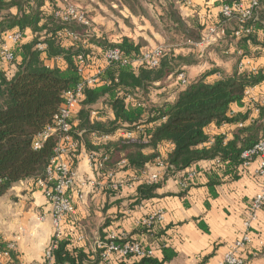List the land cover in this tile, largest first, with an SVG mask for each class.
I'll list each match as a JSON object with an SVG mask.
<instances>
[{
	"label": "trees",
	"instance_id": "16d2710c",
	"mask_svg": "<svg viewBox=\"0 0 264 264\" xmlns=\"http://www.w3.org/2000/svg\"><path fill=\"white\" fill-rule=\"evenodd\" d=\"M121 1L136 13L139 7L145 13L147 7H159L157 21L173 43L177 42L175 35L185 44L199 43L209 26L222 27L225 35L208 48L222 60L224 55L227 57L230 71L214 66L191 80L184 67L198 66L200 62L191 53L185 57L168 53L159 66L152 69L133 65L132 61L145 50V44L136 43L130 37L113 41L107 34H98L88 13L90 27L56 17L59 9L73 3L0 0V50L7 34L19 31L23 37L11 48L13 62L0 65V199L18 183L29 181L37 187L39 181H47L58 136H50L40 149L34 148L36 140L53 125L65 103L64 94L81 84V66L89 71L103 67L104 55L115 49L130 64L117 62L103 68L101 83L84 89L80 109L71 121V134L80 143L79 151L72 156L74 170L83 151L108 157L102 171L104 176L115 170L124 174V179L151 172L162 161L171 177L188 170L195 173L193 179H189L188 174L182 176V181L187 184L182 187V194L194 186L196 177L202 173L207 179L209 193L215 197L218 187L226 181H239L248 169L244 166L242 153L264 137V102L250 103L246 97L247 90L264 86V67L258 65L264 59V0H259L260 7L253 20L243 24L226 20L222 14L223 6H233L243 0H219L215 6H193L191 10L196 11L197 17L190 21L181 13V8H187L185 0ZM214 7L217 14L213 13ZM241 28L250 29L251 33H241L237 39L235 34ZM68 32L77 35L78 39L69 41L64 36ZM186 47L195 48L188 44ZM243 60H250L256 70L241 72L239 65ZM182 73L187 76L188 83L182 86L179 81L181 90L177 99L162 106H149L151 91L161 89L170 77ZM215 75L220 77L209 81ZM128 97L143 105L128 104ZM100 104L101 109L97 108ZM234 107L241 111L235 113ZM93 112L98 116L92 117ZM109 112L113 116L106 119ZM211 126L217 130L212 136L208 134ZM125 129L137 131L136 137L116 142L101 140L103 136H112ZM123 161L125 164L119 167ZM202 162L209 166L201 168ZM161 186L135 185L136 204L155 198L156 190ZM157 224L140 225L138 229L152 235ZM106 236L103 234L101 240L104 241ZM70 238L64 235L59 241L54 252L55 264H96L101 261L100 251L91 259L83 249H70ZM155 238L160 257L128 256L118 259V264L171 262L177 254L161 240V233ZM129 241L140 244L146 252L153 251L138 241L130 238ZM8 252L13 257L9 242L0 235V255ZM11 264L18 263L15 260Z\"/></svg>",
	"mask_w": 264,
	"mask_h": 264
},
{
	"label": "crops",
	"instance_id": "0c3cea01",
	"mask_svg": "<svg viewBox=\"0 0 264 264\" xmlns=\"http://www.w3.org/2000/svg\"><path fill=\"white\" fill-rule=\"evenodd\" d=\"M57 1L60 4L73 3L87 11L98 34L102 32V28L110 29L118 26L119 30L112 29L116 31L113 41L130 37L136 43L143 42L146 48L154 47L155 41L147 37L142 41L139 35L135 36L130 32L123 24L125 20L113 17L111 21L112 17L103 15L101 11L105 10L104 2L106 1L104 0ZM218 1L194 0L193 6L196 8L206 4L215 6ZM110 2L112 3L111 0ZM217 11L214 7L213 13L217 14ZM181 13L186 20L190 21L194 18L196 11L181 8ZM125 18L128 19L126 16ZM182 44H175L172 53L186 47ZM186 49V54L178 56L185 57L193 50L204 53L198 65H204V67L199 73L194 75L191 70L187 71L191 80L214 66L222 67L228 72L231 69L227 57L223 56L222 60L212 48L186 47ZM48 64L52 65V63ZM258 65L264 67V59H261ZM184 69L188 70L185 67ZM219 77L220 75L212 76L209 81ZM180 90L178 77H170L161 89L151 91L149 106H162L174 102ZM261 93H264V86L256 90L255 96L259 98ZM97 108L101 109L102 105H98ZM233 111L238 113L241 109L234 107ZM112 116V112H109L106 119H111ZM209 131L208 134L212 136L217 130L211 126ZM118 140L120 139L117 135H112L108 141ZM199 166L207 168L209 165L202 162ZM257 167L258 163L254 162L248 166L239 181H226L216 189L215 197L209 193L206 186L207 179L202 173L196 177L194 186L182 194V176L190 172L188 170L181 175L169 177L156 190L155 198L137 205L134 190L124 189L119 193L111 194L112 192L105 191L103 188L91 186L89 182L96 179L98 175L92 172L87 155L83 151L78 157L76 166L80 181L86 183L82 187L83 199L79 200L75 192L70 194L77 211L73 220L67 221L64 226L65 235L71 236L69 248L83 249L85 255H89L92 259L97 257L96 243L103 234L124 232L131 240L152 248L155 255L160 257L159 243L155 236L161 233V240L177 254L167 264H223L233 245L247 235L250 242L238 253L239 256L245 264H264V208L256 214L255 219L250 218L251 203L259 192V182L255 176ZM117 176L123 178L125 175L118 173ZM50 210L42 189L33 186L29 181L14 185L10 192L0 199V235L4 236L9 243L15 244V249L12 251L13 257L0 259V264H11L15 260L18 264L42 261L53 236ZM157 210L162 211L163 219L157 224L152 235L139 230L138 223ZM118 263L114 260L112 264Z\"/></svg>",
	"mask_w": 264,
	"mask_h": 264
},
{
	"label": "built area",
	"instance_id": "2783aa9c",
	"mask_svg": "<svg viewBox=\"0 0 264 264\" xmlns=\"http://www.w3.org/2000/svg\"><path fill=\"white\" fill-rule=\"evenodd\" d=\"M186 7L191 9L193 7V0H185ZM259 0H243L239 3H235L233 6L225 5L222 7V14L226 20H237L240 24L253 20L257 11L259 10ZM56 17L65 22H77L78 24L90 27V21L87 16V12L74 4H66L56 13ZM92 32V31H91ZM242 34L251 33L250 29L241 28L236 32L237 39ZM225 35V31L220 26H209L206 31L205 37L199 43L188 42L186 44L195 48H203L212 45L221 39ZM69 41H75L78 39L77 35L70 32L64 34ZM22 33L15 31L5 36V44L0 50V65L10 64L14 60V55L11 52V48L22 40ZM173 47L157 46L151 50L143 52L137 59L132 61L133 65H142L146 68H156L159 66L161 59L164 55L172 51ZM82 63H84L82 57H80ZM122 62L123 65L130 64V61L123 60L119 50L108 51L103 58V67L94 68L93 70H87L81 66V75L83 77L81 84L77 89L68 91L64 94L65 103L63 104L60 112L55 116L53 125L49 127L43 135L39 136L34 144L35 149H40L42 143L50 136L57 135L58 141L55 148V156L51 161V164L47 170V181H39L38 186L42 189L43 195L50 206V212L52 216L53 224V236L50 246L45 252V255L41 262L32 264H55L54 252L58 247L59 241H61L65 235L64 226L67 221L73 220L76 215V205L72 196V192H75L79 200L83 199L82 187L86 183L80 181V176L73 168L72 156L79 151L80 143L71 134L72 130V117L80 109V104L83 99L84 89L87 87H94L101 83V73L103 68H108L114 63ZM240 71H255V67L250 60H243L239 65ZM178 81L182 86L187 85V76L182 73L178 75ZM253 88L246 92L247 101L250 103H256L258 101L264 102V93H261L259 98L255 96L256 90ZM127 102L132 103L135 106L141 107L143 104L132 97L127 98ZM258 113V111H256ZM98 113L93 112L92 117H97ZM137 131L119 130L114 133L119 139L132 140L136 137ZM79 137L80 133H77ZM111 136H103L102 141H108ZM88 164L94 174L98 177L89 182L93 187L103 188L112 192H120L124 189L133 191L135 185L145 183L149 186L163 185L167 179L171 176L168 175V169L166 165L159 161L155 169L148 173H143L137 177L135 174L132 178L124 179L118 178V173L114 170L109 172L108 175L103 174V168L108 161V157H103L96 153H86ZM241 158L244 161V166L248 167L252 163L257 162L258 167L255 171V176L259 182V192L253 199L250 208V218H256V214L264 208V137L251 149L245 150L242 153ZM125 161L119 164V167L123 166ZM188 178L193 179L196 175L194 172H188ZM104 176V177H102ZM186 183L182 182L181 187L185 188ZM163 219V213L160 210L155 211L147 218H144L138 223V226H152L156 222H161ZM123 242V243H122ZM250 242L249 236L245 235L238 240L231 250V252L225 257L223 264H245L244 260L239 256V252ZM15 249L14 243H9V250ZM97 251L101 253V261L96 264H112L113 261L118 259L136 256L147 257L155 255L154 251L146 252L138 243H132L129 241V237L126 233L109 232L105 240L99 239L96 243ZM10 258V253L0 255V259Z\"/></svg>",
	"mask_w": 264,
	"mask_h": 264
},
{
	"label": "rangeland",
	"instance_id": "374dc122",
	"mask_svg": "<svg viewBox=\"0 0 264 264\" xmlns=\"http://www.w3.org/2000/svg\"><path fill=\"white\" fill-rule=\"evenodd\" d=\"M101 1V0H100ZM106 2L105 3V10L101 11V13L108 17H112L111 21H113V17L115 18H120L122 20H125V23H123L126 28L132 32L135 36H140V38L142 39V41H144L143 39H145V37H147L150 40L155 41V44H153L154 47H148L145 48V51L151 50L152 48H155L157 46H163V47H174L176 45H181L182 43L185 44V42L181 41V42H176L173 43V41H170V36H168V34L163 31V27L160 26V24L158 23V19L156 18V16H158V14L160 13V8L156 7V9H153L155 7H147L146 8V13L144 12L143 8L139 7L137 13L136 12H132L130 9H128L125 5H123L121 0H111L112 3L110 2V0H104ZM120 1V2H119ZM194 2V0H193ZM122 3V5L120 4ZM112 4V5H111ZM147 6V5H145ZM128 17V19L125 18ZM194 18L197 17L196 14L193 15ZM191 18V17H190ZM192 18V19H194ZM196 19V18H195ZM114 23H117L116 21H114ZM228 27H233V26H228ZM113 28H116V30H119L118 26L112 27V28H102V32L100 33V35L102 34H107V37L114 40L113 36L115 35L116 31L112 30ZM100 30V29H99ZM175 41H179L180 39H178V35H175ZM143 43V42H142ZM176 44V45H175ZM182 44V45H184ZM186 45V44H185ZM182 50H178L174 53V55L178 56L179 54L183 55L187 53V49L184 46V48H181ZM197 49V48H194ZM172 51H170L169 53H172ZM193 53V54H192ZM191 54L193 56L196 57V61H200L202 58V55L204 53L198 52L197 50H193L191 52ZM225 56V55H224ZM202 67H204V65H200V66H193V68L191 69V67L188 68V71L190 72V70L194 73V75L198 74L199 71L202 69Z\"/></svg>",
	"mask_w": 264,
	"mask_h": 264
}]
</instances>
